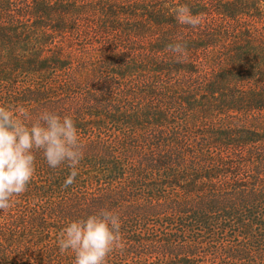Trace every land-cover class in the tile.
Masks as SVG:
<instances>
[{"label":"trees","instance_id":"obj_1","mask_svg":"<svg viewBox=\"0 0 264 264\" xmlns=\"http://www.w3.org/2000/svg\"><path fill=\"white\" fill-rule=\"evenodd\" d=\"M177 37L233 60L198 72ZM0 104L70 115L85 145L67 187L36 153L0 264H73L58 235L101 208L121 220L106 264H264V0H0Z\"/></svg>","mask_w":264,"mask_h":264},{"label":"clouds","instance_id":"obj_2","mask_svg":"<svg viewBox=\"0 0 264 264\" xmlns=\"http://www.w3.org/2000/svg\"><path fill=\"white\" fill-rule=\"evenodd\" d=\"M173 14L182 25L196 28L201 17L186 4L175 6ZM167 51L182 62L187 56L182 37L167 45ZM85 145L70 115L43 108L37 112L26 107L0 104V210L12 206L13 198L26 190L35 174L36 153H42L51 168L67 164L70 174L64 187L74 183ZM119 214L101 208L83 218L70 220L58 235L60 251H70L73 264H106L110 253L121 246Z\"/></svg>","mask_w":264,"mask_h":264},{"label":"rangeland","instance_id":"obj_3","mask_svg":"<svg viewBox=\"0 0 264 264\" xmlns=\"http://www.w3.org/2000/svg\"><path fill=\"white\" fill-rule=\"evenodd\" d=\"M200 51L201 50H197V49H187V56H186V60L189 59V61L192 64H196V70H198V72L199 70H201V72L208 71L214 65L215 61L217 62L216 64H218V62H221L222 64L221 68H223L224 70L226 64H228L230 61L233 60L232 57L233 53H230V51H228V53H225L222 56H218L219 50L217 48H211L208 51V53H201ZM97 53L98 56H104L103 54L109 53V49L107 51L106 49L103 48L100 50V52ZM216 68H218V66Z\"/></svg>","mask_w":264,"mask_h":264}]
</instances>
